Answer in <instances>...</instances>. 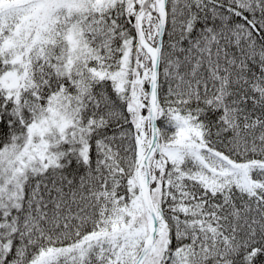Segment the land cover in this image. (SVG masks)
<instances>
[{
  "label": "snow or ice",
  "instance_id": "snow-or-ice-1",
  "mask_svg": "<svg viewBox=\"0 0 264 264\" xmlns=\"http://www.w3.org/2000/svg\"><path fill=\"white\" fill-rule=\"evenodd\" d=\"M0 264H264V0H0Z\"/></svg>",
  "mask_w": 264,
  "mask_h": 264
}]
</instances>
